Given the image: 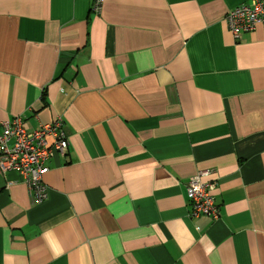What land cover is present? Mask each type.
<instances>
[{
	"label": "crops",
	"instance_id": "obj_1",
	"mask_svg": "<svg viewBox=\"0 0 264 264\" xmlns=\"http://www.w3.org/2000/svg\"><path fill=\"white\" fill-rule=\"evenodd\" d=\"M0 0V133L57 116L47 197L0 173V264H264V20L249 0ZM219 216L192 217L188 180Z\"/></svg>",
	"mask_w": 264,
	"mask_h": 264
},
{
	"label": "built area",
	"instance_id": "obj_2",
	"mask_svg": "<svg viewBox=\"0 0 264 264\" xmlns=\"http://www.w3.org/2000/svg\"><path fill=\"white\" fill-rule=\"evenodd\" d=\"M103 1L92 0L90 10L100 13ZM226 19L235 38H239L264 20V0H249V3L230 8ZM68 145L61 116L41 123L35 129L25 128L20 116L5 120L0 133V173L18 171L32 200L41 202L47 197V186L43 181L44 174L49 170L47 163L55 154L64 156ZM207 173L198 172L188 180L186 195L192 217L219 216V208L211 192L214 183L201 179Z\"/></svg>",
	"mask_w": 264,
	"mask_h": 264
}]
</instances>
